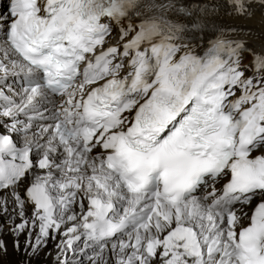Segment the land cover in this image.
Listing matches in <instances>:
<instances>
[{"label":"snow or ice","instance_id":"obj_1","mask_svg":"<svg viewBox=\"0 0 264 264\" xmlns=\"http://www.w3.org/2000/svg\"><path fill=\"white\" fill-rule=\"evenodd\" d=\"M4 7L0 215L17 250L26 233L29 261L61 236L55 264H81L89 250L91 264H108L109 245L115 264H264V52L234 38L250 30L205 31L221 8L240 19L260 9L264 24V0Z\"/></svg>","mask_w":264,"mask_h":264},{"label":"bare ground","instance_id":"obj_2","mask_svg":"<svg viewBox=\"0 0 264 264\" xmlns=\"http://www.w3.org/2000/svg\"><path fill=\"white\" fill-rule=\"evenodd\" d=\"M189 2H203V4L206 5H219L223 3V0H186ZM207 19L209 20L210 24L212 25V20L213 22L218 26V27H235L238 29H244L245 31H251V35H239L234 38L238 39H243L247 43V47L252 49L253 52L255 53H261L264 52V24L261 23V10L257 9L254 17L252 19H240V18H235L233 16H230L227 14L226 9L221 8L219 10V13L215 16L208 15ZM137 22V21H135ZM134 23V22H133ZM118 29V26L114 28V30ZM209 27L207 28L208 31ZM113 30V33H114ZM206 31V32H207ZM199 50H203V47H198ZM248 54H245V57H247ZM252 57H247L245 59L246 63H251ZM49 108V106L47 105ZM43 109V108H42ZM43 142V141H41ZM260 152H257V155H259ZM223 182V180L221 181ZM209 191V190H207ZM206 191V192H207ZM5 193L1 194L0 196H3ZM200 197V196H198ZM85 203V208L87 207V201ZM14 205L12 203L8 204V210L9 212L12 211ZM74 211L79 214L80 208L79 205L77 204L74 207ZM27 215H31V212L28 211L27 209ZM18 216V215H16ZM21 220L14 219V223H20ZM8 223L7 227L8 229L5 230H0V241H3L6 244L7 247V254L5 255H0V264H19V262H22L25 260L26 264H55L56 261V244L60 242L62 239L61 236H57L56 240L51 242L48 246V251L47 253L44 252V250L41 252L40 256L38 259H32L31 261L28 260V257L25 255L24 252V242L25 239L21 238V234L18 237L19 244L21 245V252L20 254H15V252L11 251V245H14L17 242V238L12 234L10 231V220L8 217L4 215H0V226H3L4 224ZM70 226V224L68 225ZM3 238V239H2ZM50 241V240H49ZM15 242V243H13ZM82 243V242H81ZM81 247H83V244H81ZM90 251V250H89ZM89 251L87 253V256L89 255ZM99 252V251H97ZM95 255V254H94ZM105 260H107L108 264H115V257L112 256L111 253V245L108 246V248L105 250L104 253ZM104 262L101 261L100 264H103ZM91 264V262H90Z\"/></svg>","mask_w":264,"mask_h":264},{"label":"rangeland","instance_id":"obj_3","mask_svg":"<svg viewBox=\"0 0 264 264\" xmlns=\"http://www.w3.org/2000/svg\"><path fill=\"white\" fill-rule=\"evenodd\" d=\"M14 218L16 219L17 216L15 215ZM19 220H20V218H19ZM2 227L4 228V229L2 228L3 230L8 229V228H7V227H9V226H8V223L4 224ZM21 238L26 239V233L23 234V235H21ZM2 239H3V238H2ZM49 240H50V241H49ZM49 240H48V242H47V246H46V248H44V252H45V253H47V251H48L47 248H48L49 244H50L51 242H53V240H51V239H49ZM13 243H15V242H13ZM81 244H82V243H81ZM13 246H14V245H11V251H12V252H15V254H20L21 249L17 250V249L14 248ZM96 252H97V249H96ZM94 254H95V253H94L93 251L90 250V251H89V255H88V256H85V257H83V258L81 259V264H90L91 261H90L89 258L92 257V256H94ZM19 264H26V263H25V260L22 261V262H19ZM103 264H104V263H103Z\"/></svg>","mask_w":264,"mask_h":264}]
</instances>
